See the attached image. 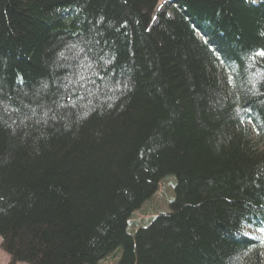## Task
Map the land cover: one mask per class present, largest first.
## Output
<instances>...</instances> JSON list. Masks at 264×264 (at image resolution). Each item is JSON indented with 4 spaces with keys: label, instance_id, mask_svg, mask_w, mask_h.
<instances>
[{
    "label": "trees",
    "instance_id": "trees-1",
    "mask_svg": "<svg viewBox=\"0 0 264 264\" xmlns=\"http://www.w3.org/2000/svg\"><path fill=\"white\" fill-rule=\"evenodd\" d=\"M159 1L0 0L11 264H264V0Z\"/></svg>",
    "mask_w": 264,
    "mask_h": 264
},
{
    "label": "rangeland",
    "instance_id": "rangeland-1",
    "mask_svg": "<svg viewBox=\"0 0 264 264\" xmlns=\"http://www.w3.org/2000/svg\"><path fill=\"white\" fill-rule=\"evenodd\" d=\"M169 0H160L156 12L163 9L164 5H166ZM155 12V13H156ZM157 20L156 14L153 15L152 21L155 22ZM81 80L85 81V78ZM84 91H87V88L84 87ZM171 180H167L165 183H162L158 192L155 194L153 200H150L144 203L140 210H137L135 216L133 217L134 221L140 220L144 217H150L152 214L149 213V209H159L158 211H165L168 210L169 205L168 201L172 196V187L170 185ZM0 264H11L10 263V256L1 248V239H0ZM16 264H26L24 262H18ZM100 264H120V258H109L101 262Z\"/></svg>",
    "mask_w": 264,
    "mask_h": 264
},
{
    "label": "snow or ice",
    "instance_id": "snow-or-ice-1",
    "mask_svg": "<svg viewBox=\"0 0 264 264\" xmlns=\"http://www.w3.org/2000/svg\"><path fill=\"white\" fill-rule=\"evenodd\" d=\"M258 55H260V56H264V50H261V51L258 53Z\"/></svg>",
    "mask_w": 264,
    "mask_h": 264
}]
</instances>
